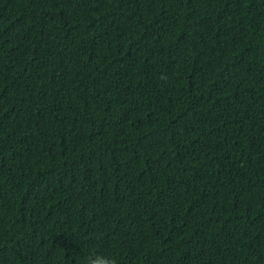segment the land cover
<instances>
[{
  "label": "trees",
  "instance_id": "1",
  "mask_svg": "<svg viewBox=\"0 0 264 264\" xmlns=\"http://www.w3.org/2000/svg\"><path fill=\"white\" fill-rule=\"evenodd\" d=\"M264 264V0H0V264Z\"/></svg>",
  "mask_w": 264,
  "mask_h": 264
},
{
  "label": "clouds",
  "instance_id": "2",
  "mask_svg": "<svg viewBox=\"0 0 264 264\" xmlns=\"http://www.w3.org/2000/svg\"><path fill=\"white\" fill-rule=\"evenodd\" d=\"M85 264H118L115 258L104 255H89L86 257Z\"/></svg>",
  "mask_w": 264,
  "mask_h": 264
}]
</instances>
